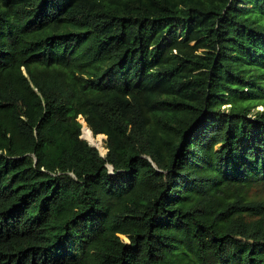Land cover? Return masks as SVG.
Returning <instances> with one entry per match:
<instances>
[{
	"label": "trees",
	"instance_id": "1",
	"mask_svg": "<svg viewBox=\"0 0 264 264\" xmlns=\"http://www.w3.org/2000/svg\"><path fill=\"white\" fill-rule=\"evenodd\" d=\"M0 264H264V0H0Z\"/></svg>",
	"mask_w": 264,
	"mask_h": 264
},
{
	"label": "rangeland",
	"instance_id": "2",
	"mask_svg": "<svg viewBox=\"0 0 264 264\" xmlns=\"http://www.w3.org/2000/svg\"><path fill=\"white\" fill-rule=\"evenodd\" d=\"M224 108H225V107H224ZM262 109H263V107H259V108H258V110H262ZM81 122H82L83 125H85L83 120H82ZM83 130H84V129H83ZM105 140H106V137L104 136V141H103L104 144H105ZM93 143H94V142H93ZM94 144H95V145L97 146V148L99 149L101 155H102V156H105L106 153H107V150H106V148H105V145H103V147L101 146V145H102V140H101V139H98V140L95 141Z\"/></svg>",
	"mask_w": 264,
	"mask_h": 264
},
{
	"label": "bare ground",
	"instance_id": "3",
	"mask_svg": "<svg viewBox=\"0 0 264 264\" xmlns=\"http://www.w3.org/2000/svg\"><path fill=\"white\" fill-rule=\"evenodd\" d=\"M95 105H96V104H95ZM85 132H86L87 137H88L92 142L95 143L96 139L94 138L93 134L90 133L88 130H85ZM97 140H98V139H97ZM94 146H96V145H94ZM96 147H97V146H96Z\"/></svg>",
	"mask_w": 264,
	"mask_h": 264
},
{
	"label": "water",
	"instance_id": "4",
	"mask_svg": "<svg viewBox=\"0 0 264 264\" xmlns=\"http://www.w3.org/2000/svg\"><path fill=\"white\" fill-rule=\"evenodd\" d=\"M100 136H103V135H100ZM82 139H84L83 138V135H82ZM84 140H86V139H84ZM87 141V140H86ZM89 144H91L90 142H89ZM92 145V144H91ZM93 146V145H92ZM93 147H95L96 149H98L96 146H93ZM99 150V149H98ZM100 152V151H99ZM111 169V172L113 171V168H110Z\"/></svg>",
	"mask_w": 264,
	"mask_h": 264
},
{
	"label": "clouds",
	"instance_id": "5",
	"mask_svg": "<svg viewBox=\"0 0 264 264\" xmlns=\"http://www.w3.org/2000/svg\"><path fill=\"white\" fill-rule=\"evenodd\" d=\"M111 170V169H110Z\"/></svg>",
	"mask_w": 264,
	"mask_h": 264
}]
</instances>
